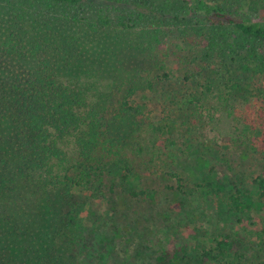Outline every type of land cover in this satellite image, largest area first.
<instances>
[{"label":"trees","instance_id":"16d2710c","mask_svg":"<svg viewBox=\"0 0 264 264\" xmlns=\"http://www.w3.org/2000/svg\"><path fill=\"white\" fill-rule=\"evenodd\" d=\"M43 1L76 10L54 20L43 10L31 16L22 7L15 8L14 20L0 41V264H75V252L57 222L60 209H69L71 192H93L109 172H120L122 183L147 175L156 169L159 157V150L149 147L152 135L138 133L145 121L141 107L131 104L133 89L113 108L101 74L88 71L79 38L72 34L74 29L96 34L124 26L126 18L113 13L123 1ZM162 3L187 8L191 31L212 36L210 49L214 40H219L221 51L237 49L242 67L264 79V22L238 20L219 0H139L138 7L160 20L157 11L162 12L158 6ZM239 3L235 10L243 15L259 0ZM100 4L111 10L96 8ZM163 41L181 46L172 32L149 33L147 52L155 55L157 80L168 79ZM201 47L199 55L205 51ZM210 86L204 89L208 92ZM223 87L216 98L221 109L215 121L223 125L231 144L264 158V101L252 113L239 82L228 78ZM209 108L216 111L215 105ZM123 121L130 123L131 131L122 129ZM2 124L8 132H3ZM172 177L180 190L178 176ZM124 189L132 198L146 195ZM40 195L50 197L46 203L54 217H46ZM229 205L239 212L263 213L264 177H256L244 191L236 190ZM256 235L264 239V227L256 228ZM187 247L168 240L157 260L179 264ZM199 258L202 264H237V248L229 236L217 235L200 250Z\"/></svg>","mask_w":264,"mask_h":264},{"label":"rangeland","instance_id":"374dc122","mask_svg":"<svg viewBox=\"0 0 264 264\" xmlns=\"http://www.w3.org/2000/svg\"><path fill=\"white\" fill-rule=\"evenodd\" d=\"M122 1L113 13L126 18L124 26L96 34L74 29L72 34L79 38L88 71L101 74V85L113 108L133 89L131 104L141 107L145 121L138 133L152 135L149 147L159 150V157L156 169L147 175L122 183L120 172H109L93 192H71L69 209H60L57 222L75 252V264H171L157 260L168 240L188 245L179 264H202L200 250L217 235L233 241L237 264H264V239L256 235V228L264 227V212H239L229 205L236 190L244 191L256 177H264V158L231 144L223 125L215 121L221 109L216 98L228 78L241 84L249 101L247 109L253 113L264 101L263 77L242 67L237 49L221 51L219 40L210 49L212 36L204 30L197 35L191 31L193 20H188L187 8L183 11L162 3L158 5L162 12L157 11L160 21L146 16L138 7L139 0ZM240 1L219 0L238 20L264 22V0L243 15L235 10ZM19 7L31 16L43 10L54 20L76 10L43 0H0V41ZM97 7L111 10L106 4ZM258 11L262 14L257 15ZM153 30L172 32L181 44L176 48L174 42L163 41L168 79L154 78L155 55L147 52ZM248 41L244 42L251 44ZM200 46L205 47L201 55L197 53ZM10 64L17 68V63ZM130 126L122 122L126 131H131ZM2 130L8 132L9 127L2 124ZM173 173L180 180V190ZM124 186L146 195L132 198ZM49 198L40 195V206L46 217H54L46 203Z\"/></svg>","mask_w":264,"mask_h":264}]
</instances>
